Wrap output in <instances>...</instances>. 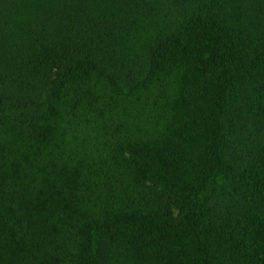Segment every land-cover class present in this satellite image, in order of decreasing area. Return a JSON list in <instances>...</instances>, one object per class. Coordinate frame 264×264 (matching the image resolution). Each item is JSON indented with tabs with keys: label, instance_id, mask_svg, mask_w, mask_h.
Listing matches in <instances>:
<instances>
[{
	"label": "trees",
	"instance_id": "1",
	"mask_svg": "<svg viewBox=\"0 0 264 264\" xmlns=\"http://www.w3.org/2000/svg\"><path fill=\"white\" fill-rule=\"evenodd\" d=\"M0 264H264V0H0Z\"/></svg>",
	"mask_w": 264,
	"mask_h": 264
},
{
	"label": "rangeland",
	"instance_id": "2",
	"mask_svg": "<svg viewBox=\"0 0 264 264\" xmlns=\"http://www.w3.org/2000/svg\"><path fill=\"white\" fill-rule=\"evenodd\" d=\"M104 86V85H103ZM101 85V87L103 88ZM106 89V85H105ZM47 91H50V87L47 88ZM156 94V95H155ZM154 97L153 95L146 96V94L142 93H134L131 96V100L133 102L132 106H130L126 112L116 120L118 122L121 120L125 124L134 127H144L145 132H154L157 129L156 123L158 122V118L164 112V96L161 92H155ZM46 98V96H45ZM45 104V100L43 103L39 104L41 108V112L47 113L42 107ZM38 104H34L31 107L22 108L21 111L18 110V106L12 103L7 102L2 106V110L8 114L11 118L19 119L22 112L30 113V111L35 108ZM166 105V104H165ZM38 107V106H37ZM157 120V121H156ZM48 126V124H46ZM55 130V129H54ZM45 136H50L49 129L44 130ZM61 134V132L59 133ZM62 135V134H61ZM98 131L94 130V127H90L89 129H84L82 127L75 128L71 131L70 134L65 136L64 138L58 137V144H60V148L63 151L69 152L72 149L74 151H78L80 154L86 153L84 148H89L86 143L90 142L95 150L97 148H101V145H97L98 141ZM94 151V150H93Z\"/></svg>",
	"mask_w": 264,
	"mask_h": 264
}]
</instances>
